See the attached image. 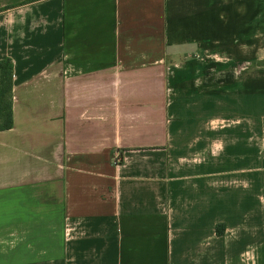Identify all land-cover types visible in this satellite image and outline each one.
<instances>
[{"label":"crops","instance_id":"obj_1","mask_svg":"<svg viewBox=\"0 0 264 264\" xmlns=\"http://www.w3.org/2000/svg\"><path fill=\"white\" fill-rule=\"evenodd\" d=\"M0 264H264V0H0Z\"/></svg>","mask_w":264,"mask_h":264},{"label":"trees","instance_id":"obj_2","mask_svg":"<svg viewBox=\"0 0 264 264\" xmlns=\"http://www.w3.org/2000/svg\"><path fill=\"white\" fill-rule=\"evenodd\" d=\"M12 126V62L0 60V131Z\"/></svg>","mask_w":264,"mask_h":264}]
</instances>
